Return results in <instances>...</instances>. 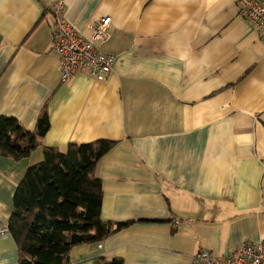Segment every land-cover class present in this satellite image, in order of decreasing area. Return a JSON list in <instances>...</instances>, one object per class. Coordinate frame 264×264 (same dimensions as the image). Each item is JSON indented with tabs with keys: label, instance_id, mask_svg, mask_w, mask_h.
Returning a JSON list of instances; mask_svg holds the SVG:
<instances>
[{
	"label": "crops",
	"instance_id": "1",
	"mask_svg": "<svg viewBox=\"0 0 264 264\" xmlns=\"http://www.w3.org/2000/svg\"><path fill=\"white\" fill-rule=\"evenodd\" d=\"M52 1L0 0V114L33 130L46 105L45 146L116 141L96 166L100 219L131 221L74 247L70 264H193L200 248L220 257L264 242V45L236 0H64L85 37L111 17L99 49L115 60L102 81L86 71L61 81ZM43 157L41 146L0 156L1 223ZM0 264H18L9 233Z\"/></svg>",
	"mask_w": 264,
	"mask_h": 264
},
{
	"label": "trees",
	"instance_id": "2",
	"mask_svg": "<svg viewBox=\"0 0 264 264\" xmlns=\"http://www.w3.org/2000/svg\"><path fill=\"white\" fill-rule=\"evenodd\" d=\"M257 1L264 5L263 0ZM49 126L46 105L33 130L15 117L0 114V156L20 160L39 146L44 156L26 169L13 194L7 226L18 264H70L74 247L98 244L131 223L100 219L103 191L96 166L116 141L68 143L64 149L45 146L41 138ZM123 262L119 257H99L92 264Z\"/></svg>",
	"mask_w": 264,
	"mask_h": 264
},
{
	"label": "built area",
	"instance_id": "3",
	"mask_svg": "<svg viewBox=\"0 0 264 264\" xmlns=\"http://www.w3.org/2000/svg\"><path fill=\"white\" fill-rule=\"evenodd\" d=\"M236 7L243 17L257 25L264 45V5L257 0H236ZM49 11L54 20L51 47L59 56L61 81L80 71L90 73L97 80H105L112 71L114 55L101 52L99 43L110 36L111 17L105 15L95 19L89 27L90 36L85 37L66 21L64 0H53ZM8 233L7 223L0 222V237ZM193 264H264V242H244L220 257L200 248L193 255Z\"/></svg>",
	"mask_w": 264,
	"mask_h": 264
},
{
	"label": "rangeland",
	"instance_id": "4",
	"mask_svg": "<svg viewBox=\"0 0 264 264\" xmlns=\"http://www.w3.org/2000/svg\"><path fill=\"white\" fill-rule=\"evenodd\" d=\"M70 257H71V259H72V260H75V259L77 258V257H75V256H74V253H73V251L71 252V255H70Z\"/></svg>",
	"mask_w": 264,
	"mask_h": 264
}]
</instances>
